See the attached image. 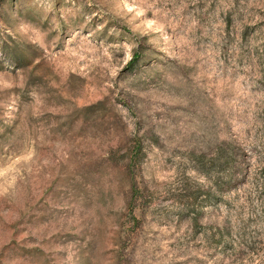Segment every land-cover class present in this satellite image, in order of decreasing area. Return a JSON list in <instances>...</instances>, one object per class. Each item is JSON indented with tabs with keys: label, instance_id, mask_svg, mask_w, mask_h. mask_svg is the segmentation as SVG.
Returning <instances> with one entry per match:
<instances>
[{
	"label": "rangeland",
	"instance_id": "1",
	"mask_svg": "<svg viewBox=\"0 0 264 264\" xmlns=\"http://www.w3.org/2000/svg\"><path fill=\"white\" fill-rule=\"evenodd\" d=\"M0 264H264V0H0Z\"/></svg>",
	"mask_w": 264,
	"mask_h": 264
},
{
	"label": "trees",
	"instance_id": "2",
	"mask_svg": "<svg viewBox=\"0 0 264 264\" xmlns=\"http://www.w3.org/2000/svg\"><path fill=\"white\" fill-rule=\"evenodd\" d=\"M136 150H137V148H136ZM134 153H135V150H134Z\"/></svg>",
	"mask_w": 264,
	"mask_h": 264
}]
</instances>
